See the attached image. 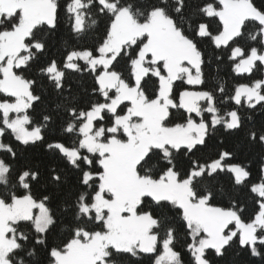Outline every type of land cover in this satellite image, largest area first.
<instances>
[{"label":"snow or ice","instance_id":"snow-or-ice-1","mask_svg":"<svg viewBox=\"0 0 264 264\" xmlns=\"http://www.w3.org/2000/svg\"><path fill=\"white\" fill-rule=\"evenodd\" d=\"M65 18L75 43L58 60L45 54ZM205 42L220 53L207 62ZM213 60L247 82L205 88ZM33 67L55 94L38 115ZM262 68L255 0H0V264H212L237 242L264 255V155L254 182L238 155L264 147L240 111H264ZM218 126L243 140L206 152ZM37 146L45 169L17 163Z\"/></svg>","mask_w":264,"mask_h":264},{"label":"trees","instance_id":"trees-1","mask_svg":"<svg viewBox=\"0 0 264 264\" xmlns=\"http://www.w3.org/2000/svg\"><path fill=\"white\" fill-rule=\"evenodd\" d=\"M63 3V0H61ZM255 3L257 5L264 4V0H255ZM104 21H101L99 25V31H102L104 28ZM213 29L216 27V22L214 21L212 23ZM64 41H68L70 44L75 43L74 38L70 32L68 22L65 19L62 20L59 29L57 30L55 36L53 37L51 46L49 51L45 54L48 57H54L58 60H62V57L64 54H66L64 49ZM202 48H204L207 52V55L205 57L206 62L207 60L215 55H219V52L213 53V49L209 48L207 45V42L202 45ZM226 60V55H225ZM206 72V84L204 85L205 88L211 87L217 83V80L224 81L226 83V86L228 89H231L233 85L237 82H247L246 80L242 78H236L235 74H233L230 70V65L225 63L221 64L219 66V69L217 68V65L215 61L211 64H207L205 67ZM264 68L260 69L259 71L255 72L251 79H257V78H264ZM25 75L29 79H37V94L43 95V101L41 104L36 105V112L34 115H38L40 111L43 109L44 106H47L49 109H51L52 103L55 101V94L52 91L51 87L47 85L46 81L39 80L36 77L35 74V67L30 69L28 72L25 73ZM83 79L85 85H90L92 83L91 78L88 77L86 74L83 78H81L78 74L74 76H70V80L73 81V87L75 88L76 83L80 82V80ZM182 83V82H178ZM3 98V95L0 94V99ZM233 105L231 102H228V107H232ZM241 114L245 116V118L248 115H252L255 121V125L258 127L261 123H264V111H262L259 107L255 110L253 113L250 109H247L245 106L244 108L240 109ZM246 127H250L251 124L246 120ZM245 130H240L238 132L233 133H226L222 127L218 126V131L212 141L209 142L210 148L206 149V152L214 150L215 147H226L229 149L235 148L238 144L241 143V141L244 138ZM223 140V145L219 144L220 140ZM4 143H12L17 144L18 142H15L10 134H6L3 137ZM0 155H3V153H0ZM240 158L242 160H246L250 166H251V172H252V181L254 182L258 176V166H259V158L261 155H264V147H261L259 145H245L243 147V150L238 153ZM27 162H31L33 165H39L41 169H45L50 163L51 159L48 156L47 153L43 150L42 147L37 146L35 148H30L27 151L23 152L22 155H20V149L18 148V161L19 164H24ZM45 185L43 182L39 185H36L33 189V191L37 194L43 191V188ZM250 210V209H249ZM62 233L57 230L52 236L49 237V242H58L59 238L61 237ZM31 246V244L29 245ZM177 250H182L180 245H177ZM261 251L264 252V247L261 248ZM44 253H43V247L37 246V260L42 259ZM210 259L212 260V264H264V255L261 256H252L250 249L247 247L241 248L238 244H233L230 248L227 249L225 255L223 257H216L213 253L209 254ZM184 259L187 260L188 256L185 253ZM121 264H150V260L147 257H142L140 260H136L134 258H131L127 255L121 258Z\"/></svg>","mask_w":264,"mask_h":264}]
</instances>
